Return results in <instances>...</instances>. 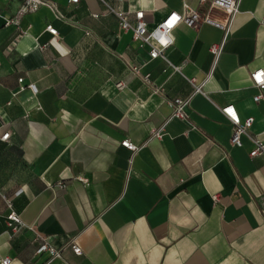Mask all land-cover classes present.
<instances>
[{"label": "crops", "instance_id": "0c3cea01", "mask_svg": "<svg viewBox=\"0 0 264 264\" xmlns=\"http://www.w3.org/2000/svg\"><path fill=\"white\" fill-rule=\"evenodd\" d=\"M21 1L0 0V134L9 133L0 140V259L264 264V154L249 155L247 135L231 145L232 125L219 110L233 104L240 119L252 117L248 134L264 142V91L253 101L250 79L264 69V0H239L217 58L209 48L222 41L221 25L181 21L164 58L154 59L100 0H52L58 14L41 7L5 24ZM105 2L131 22L142 10L148 29L184 4L199 8V0ZM209 15L225 18L221 9ZM188 96L186 118L166 120V101ZM10 211L21 221L15 232L6 224ZM35 231L59 258L44 263L35 254Z\"/></svg>", "mask_w": 264, "mask_h": 264}, {"label": "built area", "instance_id": "2783aa9c", "mask_svg": "<svg viewBox=\"0 0 264 264\" xmlns=\"http://www.w3.org/2000/svg\"><path fill=\"white\" fill-rule=\"evenodd\" d=\"M77 1L78 0H67L68 3H75ZM100 1H102L106 5L107 11L113 13L117 17L120 29L123 31L129 30L131 32L132 40L138 42L139 47L145 45L149 47L148 56L150 59H154L157 57L164 58L165 49L172 43L171 32L181 21L187 23L191 27H195L200 21L204 23H211L214 25H221L223 29L222 41L220 43L211 44L209 48L210 52L213 53L215 58H217V56L221 52L223 41L228 34L232 18L238 11L239 4V0H199L198 9H191L186 4H184L182 13L169 11L154 27L148 29L142 10L134 11L131 14V22L129 13L127 11L111 7L105 2V0ZM41 7H48L58 14L57 5L52 0H22L15 14L11 18L7 19L5 21V24L13 23L17 25L22 15L29 11L38 10ZM212 9H221L225 13V18L222 23H220V21L214 20L209 15V12ZM45 31H47L52 36H55L57 34V30L52 24H47L45 26ZM130 67L133 72L137 74L139 73V67L137 65L131 64ZM172 68L175 71L179 70V66L176 65H172ZM142 77L145 81H150L149 74H143ZM250 79L252 81L253 87L256 89V93L253 95L252 99L253 101L258 102L262 99V91H264V69H254L252 72H250ZM17 81L18 83H21L22 78H18ZM122 85L123 82L121 81L115 84L117 88L122 87ZM26 87H28L33 93L37 91V88L33 84H29ZM20 88L23 89L24 86L21 85ZM163 90L164 87L161 85L154 86V91L162 92ZM196 92H201L200 86L193 87V93ZM189 98L190 96L186 98L175 97L173 99L167 100L166 103L170 107L171 111L166 120L170 118L185 119V107L189 103ZM219 110L232 125V131L230 135L231 145L241 146V136L247 135L252 145V149L249 151V155L254 156L258 154H264V142H262L259 138L250 136L248 134V128L250 127L253 120L252 117L240 119L233 104H226L224 106H221ZM163 125L164 124H162L158 129L152 131L155 137H160ZM8 136L9 133L7 131L3 132L2 134H0V140L6 141L8 139ZM120 144L132 152L138 149V146L130 142L128 139L120 141ZM79 179L84 180L82 177H79ZM57 184L59 186H62L63 182L58 181ZM212 198L215 201L217 199V196L212 195ZM258 209L260 213L264 215V195H262L258 199ZM20 223L21 221L19 215L14 211H10L6 219L7 227H9L12 232H15L19 229ZM29 229L34 231V229H32L31 227ZM35 241V254L40 256L45 255L46 258L44 263H49L52 260L60 257V249L50 244L45 235L35 231ZM69 247L73 253H81L80 247L73 241L69 243ZM10 263V257H3L0 259V264Z\"/></svg>", "mask_w": 264, "mask_h": 264}]
</instances>
